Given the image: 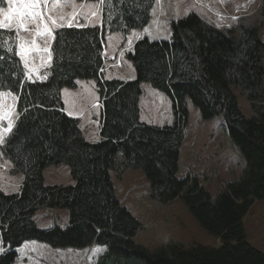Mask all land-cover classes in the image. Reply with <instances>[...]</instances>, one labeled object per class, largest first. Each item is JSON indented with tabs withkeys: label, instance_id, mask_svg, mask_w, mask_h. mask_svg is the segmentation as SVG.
I'll use <instances>...</instances> for the list:
<instances>
[{
	"label": "trees",
	"instance_id": "obj_1",
	"mask_svg": "<svg viewBox=\"0 0 264 264\" xmlns=\"http://www.w3.org/2000/svg\"><path fill=\"white\" fill-rule=\"evenodd\" d=\"M100 2V24L55 29L51 65L42 81L26 78L15 30L0 29V91L18 96L19 113L2 150L23 174L18 192L0 188L5 248L0 264H15L17 249L32 240L62 249L104 246L96 264H264V252L246 241L243 223L252 203L264 201V39L259 27L241 23L221 29L190 12L169 22L170 39L135 42L126 54L133 79L109 80L103 62L106 37L119 31L125 39L143 30L156 0ZM78 79L94 80L101 97L98 141L88 140L79 118L65 112L62 90L75 87ZM142 83L171 99L173 125L141 122ZM233 87H241L252 116L242 111ZM189 100L203 119L222 116L246 162L242 175L216 196L196 175L178 176ZM61 164L70 167L74 183L46 185L44 169ZM111 169L143 170L153 198L162 203L182 198L220 245L169 242L153 251L141 245L136 235L142 223L116 197ZM48 207L67 208L68 224L40 228L34 214Z\"/></svg>",
	"mask_w": 264,
	"mask_h": 264
},
{
	"label": "rangeland",
	"instance_id": "obj_2",
	"mask_svg": "<svg viewBox=\"0 0 264 264\" xmlns=\"http://www.w3.org/2000/svg\"><path fill=\"white\" fill-rule=\"evenodd\" d=\"M249 1L156 0L151 10L152 18L143 30L133 31L125 39L123 33L119 31L106 37L105 49L109 55H114V52L124 47L123 56L121 54L123 60H118L116 56V61L124 62V67L123 65H110V68L106 69L105 77L109 80H125L127 74L135 76L132 63L124 56L132 43L143 36L150 39H167L171 37L169 22L173 19L182 18L190 12L197 13L203 20L217 27L226 23L227 26L229 25L227 29L234 28L241 23L257 25L260 29V35L264 39V5L262 4L258 8L260 2L257 0L249 6ZM224 5L226 6L224 9L234 17L233 19L229 18L226 21V18L222 15L225 14V10L222 9ZM99 6L100 2H97V0H87L85 3L79 0H61V6L53 7L50 0L49 8H45L44 11H50L51 16L57 18L58 24L62 22V24H66L70 19L69 23H72L73 19L80 21L82 18L83 22L81 23L83 25H97L101 23L100 14H98ZM236 7L241 10H236ZM73 13L75 15H72ZM60 17H63L62 21L59 19ZM28 24L33 27L34 31L29 30V27L28 30L21 29L18 36V48L23 43L26 49L30 48L40 55L34 64L30 65L29 69L26 68L27 72L44 70V66L47 63L50 66L51 63V58L49 59L45 55L49 52L46 53L44 49L51 51L49 47L50 38L58 27L53 28L51 35L45 33L37 36L35 25L31 22ZM29 36H31L30 39L27 38ZM38 61L42 63L37 65ZM33 66L35 68H31ZM39 77H41V74L38 73L27 78L34 80ZM262 81L264 85V78ZM142 84L144 89L141 97H139L141 119L147 123L163 124L162 121L166 120L167 116H173L170 99L165 93L153 88L151 84ZM233 91L238 96L239 106L244 114L247 117L252 116V109L244 94H242L241 87H233ZM0 94H2L0 95V137H2V140H0V188L13 193L19 191L23 174L14 170L11 161L4 155L2 148L18 119L16 110L18 97L10 91H0ZM62 98L69 110L83 111L85 116L80 119V125L86 133L85 137L90 141H98L100 124L96 120L100 117L101 108L95 102H99L101 97L95 81L92 79H78L75 87H66L62 90ZM186 121L187 124L183 132L185 133L183 146L179 157L178 176L182 178L196 175L201 186L208 193L216 196L218 192L224 190L230 181L238 179L242 175L246 164L245 159L232 143L226 123L221 115L203 119L199 108L189 100V115ZM9 122H11L10 130ZM109 172L111 173L116 197L142 223L136 235V240L141 245L151 251L157 249L159 245L169 242H179L185 245L199 243L210 247L220 245V239L217 235L206 230L200 224L182 198L179 197L167 203H162L160 200L153 198L150 181L143 170L129 169L119 173L111 169ZM43 173L46 185L74 183L70 167L67 164L49 166L44 169ZM34 220L40 228H51L56 225L65 226L69 222V210L60 207L39 209L34 214ZM255 224V219L248 218L247 228H253ZM26 242H35L36 245L23 244L18 250V258L15 264H96L103 251L97 245H92L87 249H62L54 248L47 243L36 240ZM4 252L5 248L0 238V255Z\"/></svg>",
	"mask_w": 264,
	"mask_h": 264
},
{
	"label": "snow or ice",
	"instance_id": "obj_3",
	"mask_svg": "<svg viewBox=\"0 0 264 264\" xmlns=\"http://www.w3.org/2000/svg\"><path fill=\"white\" fill-rule=\"evenodd\" d=\"M50 0H6L7 8L0 7V29L2 30H14L19 36L21 29L28 30V23L31 22L36 27V35L48 34L51 35L54 27L62 26L58 24L57 18L51 16L50 11L45 12V8H49ZM53 7L61 6V0H51ZM72 15H75L74 13ZM61 21L63 17L59 18ZM51 25V26H50ZM22 39V38H21ZM21 49L22 58L25 57L27 52L32 49L25 48V45L21 43L19 45ZM11 51V48H9ZM44 51H48L44 49ZM51 58L49 52V59ZM27 59H25V66L27 67ZM2 95V94H0ZM11 129V122H9V130ZM2 140V137H0Z\"/></svg>",
	"mask_w": 264,
	"mask_h": 264
},
{
	"label": "crops",
	"instance_id": "obj_4",
	"mask_svg": "<svg viewBox=\"0 0 264 264\" xmlns=\"http://www.w3.org/2000/svg\"><path fill=\"white\" fill-rule=\"evenodd\" d=\"M6 8V7H5ZM71 20V19H70ZM70 20H68V22L66 23V24H62V23H59L60 25H68V23L70 22ZM81 22H83V19L81 18V20L80 21H78L77 22V24L78 25H83ZM209 23V22H208ZM211 24V23H210ZM28 27H29V30H33V27L32 26H30L29 24H28ZM34 31V30H33ZM31 32V31H30ZM22 35V34H21ZM22 38V37H21ZM28 39H30L31 38V36H29V37H27ZM33 38H35V37H33ZM141 38V37H140ZM140 38H138V39H140ZM25 39V38H24ZM53 39H54V33L52 34V36H51V38H50V43H49V47H50V50H51V47H52V42H53ZM156 39H158V40H162L161 38H156ZM167 39H170V37H168ZM137 41V40H136ZM135 41V42H136ZM135 42H133L132 43V45L130 46V48H128L127 49V52H130V51H132V48H133V46H134V43ZM126 43H127V40H126ZM20 48V47H19ZM123 49H124V47L123 48H121V49H119V51H116V52H114V54H117V53H120V52H123ZM21 52V49L19 50V53ZM32 52H34V53H32ZM32 52H30V53H28L27 55H25V57L24 58H22V56H21V54H19L20 55V57H21V59H22V61H23V64H24V66H25V59H27V61H28V63H27V67L25 66V68H28L29 69V67H30V65L31 64H34V62L39 58V54H37V52L36 51H32ZM48 52H50V51H46V53H48ZM105 52H106V56H112L113 54H111V55H109V53L106 51V49H105ZM127 54V53H126ZM125 53H124V56L126 55ZM46 55V57L48 58L49 57V53L48 54H45ZM50 55H51V52H50ZM122 56H123V54H122ZM123 60V59H122ZM122 62V61H121ZM42 62L41 61H38L37 62V65H39V64H41ZM120 65H123V67H124V62H122ZM49 66V64L47 63L46 64V66H44V70H45V68H47ZM31 68H35L34 66L33 67H31ZM30 68V69H31ZM44 70L43 69H41V70H38L37 71V73H35V74H32L31 76H34V75H37L38 73L39 74H41V77H39V78H36V79H34V80H44V79H46V74H45V72H44ZM106 72V70L104 71V73ZM28 74V73H27ZM28 77V76H27ZM135 76H133V74H127V76H126V79L125 80H128V79H133ZM29 80H33V79H29ZM141 86H142V92H143V89H144V86H143V84H141ZM169 98V97H168ZM170 99V98H169ZM100 102V103H99ZM99 102H95V104L97 105V106H99L100 108H101V111H102V103H101V100L99 101ZM170 102H171V104H172V108H173V103H172V101H171V99H170ZM141 106V105H140ZM64 107H65V112L67 113V114H69L70 116H74V117H77V118H79V120L81 119V118H83L85 115H83V111H81V112H77V111H71V110H69L66 106H65V104H64ZM171 108V109H172ZM173 110V109H172ZM100 111V117H99V119H95L96 121H98L99 122V124L101 123V116H102V112ZM175 120V115H174V110H173V116L172 115H170V116H167V119L166 120H164V121H162L163 122V124H155V123H148V124H151V125H156V126H164V125H173L174 124V121ZM141 122H144L142 119H141ZM145 123H147V122H145ZM101 125V124H100ZM100 131V128L98 129V132ZM83 133H84V135L86 136V133H85V131L83 130ZM99 139H100V134H99ZM98 139V140H99ZM182 145V144H181ZM183 146V145H182ZM181 151H182V147H181ZM181 151H180V155H181ZM180 157V156H179ZM178 157V158H179ZM179 161H180V158H179ZM179 170V169H178ZM253 205L251 206V208L249 209V212H248V214L246 215V217H245V219H244V228H245V235H246V241H249L254 247H256V248H258L259 250H261L262 252H264V201H261V200H256V202H254V203H252ZM248 218H251V220L252 219H255L256 220V224L254 225V227L252 228H247V225H246V222H248ZM1 238V237H0ZM23 244H35L36 245V243L35 242H25V243H23ZM22 244V245H23ZM95 246V245H94ZM98 246V245H97ZM99 247H101L102 249H103V251L101 252V253H103L104 251H105V247L104 246H99ZM20 248V247H19ZM19 248L17 249V250H19ZM19 252V251H18ZM100 253V254H101ZM17 258H18V256H17ZM17 258H16V261H17ZM16 261H15V263H16Z\"/></svg>",
	"mask_w": 264,
	"mask_h": 264
}]
</instances>
